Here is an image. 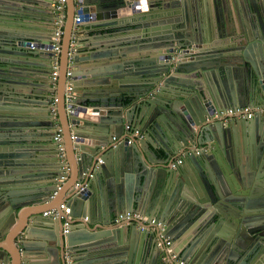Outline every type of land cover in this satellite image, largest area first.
<instances>
[{
	"label": "water",
	"instance_id": "95a60500",
	"mask_svg": "<svg viewBox=\"0 0 264 264\" xmlns=\"http://www.w3.org/2000/svg\"><path fill=\"white\" fill-rule=\"evenodd\" d=\"M54 1L0 0V235L12 237L21 251L16 258L0 246V261L67 264L69 255L74 264H176V254L190 264H264V0H66L52 88L33 80L49 78L52 55L50 38L43 41L33 22L39 13L54 21ZM78 13L103 20L91 25L106 28L99 32L110 38L84 47L77 39L71 52L73 26L82 25L74 22ZM69 57L72 113L64 101ZM31 94L40 95L45 121L32 118L26 104ZM54 97L67 159L72 152L80 176L97 168L109 195H98V208L89 198L91 185L74 181L66 200L73 209L68 216L78 220L64 233L66 216L60 214V236L35 229L46 227L47 216L38 218L41 210L35 218L20 211L56 197L55 184L36 180L58 177L63 166L50 131ZM256 104L251 118L221 113ZM125 123L138 125L143 138L127 142ZM32 126H43L40 134L50 138L56 168L43 164L45 149L33 139ZM189 143L206 149L197 155ZM178 157L182 162L171 167ZM117 174H137L140 191L120 184ZM184 209H194L199 218L176 217ZM19 211L26 221L13 227ZM126 211L171 227L113 223ZM203 228L202 240H193ZM168 236L179 247L166 249ZM108 241L115 244L107 263L92 249Z\"/></svg>",
	"mask_w": 264,
	"mask_h": 264
},
{
	"label": "crops",
	"instance_id": "0c3cea01",
	"mask_svg": "<svg viewBox=\"0 0 264 264\" xmlns=\"http://www.w3.org/2000/svg\"><path fill=\"white\" fill-rule=\"evenodd\" d=\"M40 1H42V0H40ZM63 10H65V7H64ZM125 13H126L125 15H128V13L126 11H125ZM39 14H40V16H38V15H35L34 16L35 17V20H34L33 23H35L38 26V29H36L34 31L37 32V33H39V34H41L42 35L41 39L43 41L44 40L46 41L48 37L50 38L51 33H52V26H53L52 17L49 18L48 16H43L42 13H39ZM63 15H64V13H63ZM65 18L66 17L64 15V19ZM48 19H51V20L48 22L47 21ZM101 21H103V20L83 21V22L79 23V24H82L81 26H77V27L76 26H73V30L76 31L75 32V43L76 44H79L76 40L77 39H81L82 42H80V44L83 45V47H84V44L85 45H88V44H91L92 42H95L97 40L100 41V40H104L106 38H110L109 37V34H105V33L100 34V32H99L101 30L102 31H105L106 28L101 27V26L98 27V26L91 25L92 23L96 24V23H99ZM108 30L111 32V30L109 28H108ZM86 51H88V48H86L84 50V52H86ZM57 56H58V61H57L58 63L57 64L60 65V53ZM53 61H54V57H53V55H51V59H50L51 69H52ZM46 62L48 63V61H46ZM93 63H95V62L90 61V64H93ZM83 64L85 65L87 63L86 62H83ZM68 68H70L73 71V66L70 65L69 61H68V65H67V69ZM45 78L46 77H43V79L40 78V77H33V80L34 81H37L38 84L41 83V82H44L45 84L47 82H49L52 88H54L56 86L57 80L54 81L53 79H51V77H49L47 79H45ZM238 78L242 79L243 82L244 81L246 82V77H238ZM57 79H58V77H57ZM81 81L82 80H80V84H81ZM34 88L37 89V90H43V89H45V88H42L40 86L39 87H36L35 86ZM31 95H34V97L37 98L36 99V98L32 97V98H30L32 100V102L31 103L30 102L26 103L29 106V108H31V109L34 110V113L32 115V118L34 119V121H45L46 119L44 117L46 115H48V112H47V109H45L40 104V99H39V96L40 95H38V94H31ZM259 104H261V102ZM246 106L253 107L252 105H246ZM236 107H240V106H236ZM254 107H259V105L256 104ZM230 108H233V107H230ZM49 114L53 118L51 111L49 112ZM56 121L59 123V125L63 129V127H62V125L60 123V120H59L58 116H57V120ZM54 124H55V120L53 118V127L50 129V131H53L55 129V125ZM126 124H129V123H125V125ZM138 127H139L138 125H135V128H138ZM42 128H43V126H41V127L40 126H32L30 132H32L33 134H35V135H33V137H34L33 139H35V141H37L38 144L40 145L38 147L45 149L43 151H44V154L46 156H44L42 159L44 161H46V162L43 163V164L46 166V168H48V170H50L52 168H56V165L50 163V160H51V154L50 153H52V151L50 150V147L51 146L49 144V139L50 138H48V137L40 134V133H43L45 131ZM138 129L140 130V128H138ZM62 132H63V130H62ZM140 132L143 135H145V132H142V130H140ZM125 136H128V138L131 139V133H129L124 128L122 137H125ZM142 138L134 137L133 139L140 140ZM189 146H191L193 148L194 147V143H189ZM202 149H206L205 145L204 144H198V146H197L196 149L194 147V150H195L194 152L197 153V155H200ZM198 151H199V154H198ZM194 156H196V154H194ZM59 160L61 162H63V166L60 168L61 174L58 177H53V176H51V177L50 176H46V177H41V176L40 177H36L35 176L36 177V180L38 178H42V179H40V181L42 182V185L49 184L52 187V185L55 184L57 190H56V197L53 198L54 200L53 199H50L49 201L45 202L46 204L44 202H43V204H37V203H33L32 202L30 205H26L24 208H22L20 210V211H23L22 214L25 212L26 215H30L31 213H34V215L32 216V218H35V216H36L35 215V212L41 210L42 214L40 216H38V218H42V217L45 218V216H47V218H45V220L43 221V224L44 225L46 224V227H42V228H37L36 227L35 229H44V230H47L49 232L54 231V232L57 233L58 236H60L62 234V230H61L62 228H61V225L59 223V217L58 216L57 217H51L53 215L51 213V210H53V209L56 210V207L58 208L60 203H66V204H68L70 206V208H71V211L70 212H72V210H73L72 209V204H69L67 202L66 198L72 192V191L70 192V190L72 189V185L74 184V181L77 182L76 185L79 183L78 185H80V186L84 184V186L89 187L91 185L90 186V190H93V192H91V194L89 195V198L91 199V201H93L95 203V205L98 208H100L102 206V201H101V199L98 198V195L100 196V198H103L104 197L105 199H107L109 197L106 188L103 186L104 185L103 177L101 175L98 176V177H96V173H95L94 169H97V168H93V169L90 168L87 173H83L82 176H80V175H78V170H79L78 169V164L76 163L75 156L72 155V152H71V157H69L68 159H67V154L64 153L63 159L61 160L59 158ZM99 161H100V159H99ZM39 169H41V168H39ZM112 174H113V172H112ZM114 174H116V173H114ZM130 174L127 175V176L117 174L115 176L117 177V180H119V183L120 184L122 183L124 185L125 182H128V184H131V186L133 188V191L136 192V189L139 186V183H138V178L139 177L137 178V176H136L137 174H132V176H133V178H132V177H130ZM61 177H64V178L61 180L60 179ZM79 177H82L84 179L81 180V178H79ZM95 177L97 178V180L95 179ZM92 178H94V181L93 182L91 181ZM86 181H87V183H85ZM153 183H154V181H152V179H150V181L147 184V188L146 189L148 190L149 193H151V190H152V187H153ZM143 186L144 187L146 186L145 182H144ZM138 188H139L138 191H140V187H138ZM122 190L124 191V188L123 187H122ZM94 192H95V194H94ZM182 193H183V191H182ZM101 194H103V196ZM56 201H58V202H56ZM178 203H180V201H178ZM45 205H47V206L46 207H42V208H38L40 206H45ZM48 208H50V209L47 210ZM184 210L185 211L182 210L181 212H179L178 213V216H176V217H180V215H183V217L185 216L186 218L188 216H190L191 219H193V218H195V219L199 218L198 212H193L194 209H184ZM20 211L18 212V217H15V219H14V225H13V227L18 226L23 220H24V222L26 221V218L25 219H21V217L19 216ZM45 212H46V214H45ZM85 214H86V217H89L87 212ZM67 216L68 215H66V218H67ZM70 218H71V220H70L71 222L78 220V218H73L71 216H70ZM169 218H171V217L168 216V219ZM64 220L65 219H63V221ZM83 220L86 221V219H84V218H83ZM143 223L144 224H147L144 221H143ZM97 225L98 224H95L93 227H96ZM164 227H165V229H170L171 224L167 223L164 226V224L162 223V227H160V228L164 229ZM185 228H186V226H185ZM207 229L208 230H211L212 227L209 226V227H207ZM203 230H204V228L202 230H200V231H195L194 234L192 235V239L193 240L194 239H198L201 236V233H202ZM216 232H219V230H217ZM169 239H173L172 236H168L164 240V242L167 241V240H169ZM201 240H202V237L199 238V242ZM169 241H171V244H170L169 247H166V249H169V248L175 249L176 247H179L178 246L179 245L178 243H180V242H179L178 239L176 241H172V240H169ZM114 244H115V242L108 241L107 243H104L101 246L100 245L99 246H94L93 249H92L93 250L92 252H96V254H97L96 259H98L99 261L107 262L108 263L109 262L108 260H109L110 251H111L112 247L114 246ZM0 246H3L4 248L11 249L12 252L14 253V256L16 258H19L21 251L18 252V249L16 247L17 246L16 243L13 241L12 237H10L9 235H6L5 237H2V235H0ZM70 258H71V256H70ZM0 264H18V262H17L16 259H13L11 262H9L8 260L6 262L5 261H3V262L0 261Z\"/></svg>",
	"mask_w": 264,
	"mask_h": 264
},
{
	"label": "built area",
	"instance_id": "2783aa9c",
	"mask_svg": "<svg viewBox=\"0 0 264 264\" xmlns=\"http://www.w3.org/2000/svg\"><path fill=\"white\" fill-rule=\"evenodd\" d=\"M66 0H55L52 5L55 8V17L53 21V28H52V33L50 36V41H51V51L52 55L54 57V61L52 64V69L49 74V77L53 79L54 81L57 80L58 77V69L59 65L57 64L58 62V54L60 53L61 49V44H62V37H63V32H64V25H65V19L63 15V9L65 7ZM91 20V15L89 14H83V13H78L74 17V22L75 23H81L83 21H90ZM77 27V26H76ZM75 31V30H74ZM75 45V33L73 32L71 36V41H70V47H71V52L73 51V47ZM69 63H71V57H69ZM72 70L68 68L66 70V83H65V93H64V101L66 104V112L67 113H72L74 111V105H73V100L75 97L74 93V88H73V78H72ZM56 97L53 98V100L50 103V111L52 113V116L55 120V129H54V136L53 140L56 144V149L59 151L58 156L62 160L64 157V144H63V132L62 128L59 125V123L56 121L57 120V110H56ZM254 109L255 107H249V106H241V107H233V108H228L227 110L221 111L223 114H228V115H233L236 117H246V118H251L254 114ZM125 129L131 133V139L133 140L134 137H139L142 138L143 134L140 132L138 128H135L131 126L130 124L125 125ZM72 138L74 136H71ZM130 138L127 139V142H131ZM101 161V160H100ZM182 162V159L180 157L175 159L174 163H171L170 166L174 167L176 164H179ZM64 177H61L60 179L62 180ZM79 184V183H78ZM77 184V185H78ZM71 208L68 204L66 203H60L58 209H53L51 210V213L53 214V217H59L60 214L63 215H68L70 214ZM46 214V212H45ZM84 219H87L85 217ZM71 218L70 216H67V218L63 221V232L68 231V227L70 226V221ZM114 223H121L124 221H132V220H143L147 225L150 226H157V227H162V223L159 221H155L154 219H150L147 216L139 213L138 211H126L122 213H118L114 216L113 218ZM170 241L167 240L165 241V244H169ZM176 259V264H189L186 260L182 258H178L176 254H172L171 259ZM67 259V264H74V262L71 260L70 256L68 255L66 257Z\"/></svg>",
	"mask_w": 264,
	"mask_h": 264
},
{
	"label": "clouds",
	"instance_id": "9594fccd",
	"mask_svg": "<svg viewBox=\"0 0 264 264\" xmlns=\"http://www.w3.org/2000/svg\"><path fill=\"white\" fill-rule=\"evenodd\" d=\"M65 233V232H64Z\"/></svg>",
	"mask_w": 264,
	"mask_h": 264
}]
</instances>
